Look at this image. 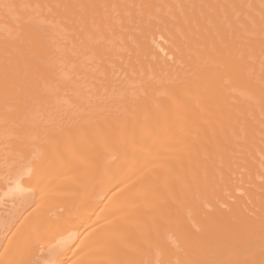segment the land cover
Wrapping results in <instances>:
<instances>
[{"label":"bare ground","instance_id":"1","mask_svg":"<svg viewBox=\"0 0 264 264\" xmlns=\"http://www.w3.org/2000/svg\"><path fill=\"white\" fill-rule=\"evenodd\" d=\"M0 207V264H264V0H0Z\"/></svg>","mask_w":264,"mask_h":264},{"label":"rangeland","instance_id":"2","mask_svg":"<svg viewBox=\"0 0 264 264\" xmlns=\"http://www.w3.org/2000/svg\"><path fill=\"white\" fill-rule=\"evenodd\" d=\"M159 41H160V42H164L163 39H159ZM165 42H166V41H165ZM165 42H164V43H165ZM0 209H1V207H0Z\"/></svg>","mask_w":264,"mask_h":264}]
</instances>
